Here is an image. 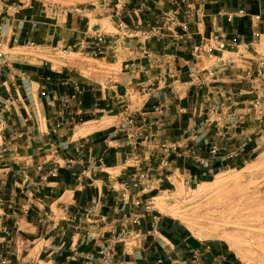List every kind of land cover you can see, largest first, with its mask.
<instances>
[{
	"label": "crops",
	"instance_id": "1",
	"mask_svg": "<svg viewBox=\"0 0 264 264\" xmlns=\"http://www.w3.org/2000/svg\"><path fill=\"white\" fill-rule=\"evenodd\" d=\"M175 1L97 0L68 8L43 0H0V226L10 232L13 264H98L89 262V256L114 241L134 212L121 198L128 173L148 160L158 164L148 168L161 180L155 171L164 159L148 141L150 134L170 128L180 138L192 125L191 113L179 114L181 108L190 111L193 102L195 88L187 71L212 61L201 54L196 63L193 47L216 33L238 47L264 35V0H211L193 13L187 32L177 28L178 36L165 33L144 42L140 30L153 25ZM50 6L60 11L53 13ZM115 8L139 38L123 49V78L110 91L76 82L44 64L2 58L4 47L20 43L66 46L87 28L102 29L100 22H90L94 12L97 21L113 23ZM239 10L243 13L227 21L226 14ZM143 49L162 62L147 58ZM121 87L124 95L118 93ZM62 99L67 100L63 112ZM19 130L24 135L12 140ZM39 164L45 171L56 166L57 175L41 179L33 172ZM24 170L31 172L29 177ZM38 235L43 240L38 260L27 254L20 258L18 244L37 241ZM3 236L0 232V242ZM132 236L135 242L129 246ZM221 241L199 240L172 218L147 213L125 233L124 243L115 245L114 261L154 264L161 259L170 264L171 258L192 264L196 251L203 264H246Z\"/></svg>",
	"mask_w": 264,
	"mask_h": 264
},
{
	"label": "rangeland",
	"instance_id": "2",
	"mask_svg": "<svg viewBox=\"0 0 264 264\" xmlns=\"http://www.w3.org/2000/svg\"><path fill=\"white\" fill-rule=\"evenodd\" d=\"M43 1L68 8L75 6L80 2L97 3V0ZM90 8H92V5ZM96 14L97 12H94L89 15L91 24L100 22L104 32L109 34L116 32L113 23H110L108 19L97 21L95 18ZM62 18L63 16L58 17L59 22H61ZM20 46L23 47L22 50L19 48ZM16 47L19 49L16 50ZM125 47L126 44L122 39L118 55L115 57L114 61L113 58L104 59L100 57H91L83 52H78L77 50L71 51L62 44L58 46L57 44H53L51 46L49 43L45 44L43 41H37L35 43H20L15 44L14 46L10 45V49L5 47L6 49H2L5 53L2 55V58L12 62V60H16L13 54L19 52V50L23 52L44 53L48 58L51 57L50 59L59 60L60 62L59 65L54 67L51 62L45 60L40 63L44 64L45 67H50L53 70L67 73L68 76L73 80H76V82H89L92 86L110 91L112 90L111 87L113 85L122 81L123 77L120 64L124 56L122 51ZM11 49H14L15 51ZM230 50L232 53H222L223 59L230 58L231 63L227 62L225 69L221 70L220 73H214V76L207 80V84L212 91L208 93V96L205 95L206 101L202 102L201 99L197 100V103H203V106L207 105V103L210 104L214 107L215 111L213 113L209 112L208 115L204 113L206 111H202V116L197 119V123L206 121L208 117L210 118L209 122L219 121V133L223 135L225 131L228 130L225 129L224 126L230 124L231 116L238 119L240 116H244L243 119L245 122L242 127L246 134L252 133L254 138L252 143H250V146L245 148L244 151H235L234 147H237L239 144L238 141H234L233 146H230L229 148L228 157L220 160L219 163L214 166L206 167L207 169H210V171H206L205 174H203L204 167L200 166L199 168L194 166L190 161L183 162L177 159L173 154H169L165 148L160 146L158 149V155L164 160L163 163L159 162L161 168L155 171V173H159L157 178L161 180L157 181L154 176H150V179L143 183L145 185V190L140 188L126 192H124V190L121 191L126 193V199L128 198L129 202L131 200V197L129 196L131 195H135L138 200H141L140 205L136 209H131L132 207L130 208L132 212L133 210L134 212H144L145 206L148 205V213L166 216L161 212V208H165L166 210L169 207L175 206L177 208L179 207V212L180 214L182 213L181 215L185 220L189 223L193 222L194 225L196 224L194 226L191 223L194 228L208 231L213 223L215 225L216 223L218 225H225L228 231H230V234H232L233 230V237L235 239L241 242L244 240V242H247L249 240V242L253 243L252 252L250 254L252 256L253 253L254 258H259L261 254L258 244H261L258 242H261L262 245L264 244V129L261 132H259L257 128L254 130L253 125L255 124L253 123V116L255 111L252 108V105H250V101L254 99V95L247 93L249 82L242 78V76H244L246 70L250 66L254 67L260 62H264V35H257L249 44ZM66 54L72 58L71 61L64 59ZM216 62L217 60L215 59L207 61L203 66H208L210 69L212 66H215L213 64H216ZM30 64L36 65L38 63ZM212 80L216 81L212 82ZM207 90L208 88L205 87L200 92L201 94H207ZM118 93L124 95L122 87L121 89L118 88ZM119 100H123V98L120 97ZM121 102L124 103V101ZM102 120H107V116L105 115ZM100 122L102 121L97 122V124ZM42 124L44 126L43 120ZM214 124L215 123H213V125ZM213 125L209 127L210 137H215L214 132L216 128H214ZM192 127L193 124L190 128ZM185 129H187V127ZM228 131L229 133H227L226 136L231 135L233 132L232 129H229ZM177 135L179 134L171 131L170 128H163L161 133L158 136L156 135L155 138L167 139L169 142H177L183 146L186 141L182 140L181 137L176 138ZM156 139L151 141L155 143ZM188 141H193L195 144V139L190 138ZM201 152L204 156L208 155L207 150L204 148L201 149ZM154 166L157 168L158 164L155 163ZM154 166L153 163L149 164V161L146 160L143 162V166L139 163L136 167H133V170L128 174L135 172L136 168L145 171L146 169H149L148 167L152 168ZM241 168L244 169L243 172L238 173L237 170ZM151 172H153V169H150V173ZM217 173H223L225 177L229 175V182L225 181L220 184L217 182L216 184L206 186V194H198L195 192L196 188L201 185V182L214 181L216 178L214 176H216ZM195 174L196 177L194 176ZM232 176H236L237 180L235 177L230 179ZM168 217L179 222L181 226L190 233L187 225L180 222V218ZM35 238H39V240H31L27 243L20 242L18 244L20 258L27 254L32 260H38L35 256L37 255L39 248L43 246V240L39 235ZM250 239L252 241H250ZM134 242L135 239L133 236L127 241L129 246L133 245ZM244 248L245 246H241L242 252H246ZM13 252L14 251L12 250V253ZM11 258H14V254L11 255ZM25 264L34 263H31L28 260L25 261ZM35 264H44V262H36ZM260 264H264V262Z\"/></svg>",
	"mask_w": 264,
	"mask_h": 264
},
{
	"label": "built area",
	"instance_id": "3",
	"mask_svg": "<svg viewBox=\"0 0 264 264\" xmlns=\"http://www.w3.org/2000/svg\"><path fill=\"white\" fill-rule=\"evenodd\" d=\"M208 1L211 0L175 1L174 6L168 10H164L156 18V22L153 25L147 27L144 30H140V38L145 42L152 38L160 39L165 33L178 36L177 28L187 32L189 19L193 16V13ZM50 9L53 11V13L60 11L59 8L54 6H50ZM237 13L241 14L243 13V10H239L236 13L226 14L227 21H232ZM112 16L115 17L113 24L116 30V32L113 34L104 32L100 27L87 28L85 31L76 36L73 42L64 47L71 51L77 50L78 52H83L87 56L91 57H100L104 59L114 58L118 55L122 39L127 45L138 36H136V33L131 30L120 18V10L118 8H115V10L112 11ZM235 48L237 49L238 46L230 44L226 39V35L219 33L202 38L201 42L193 47V56L196 63H198L199 56L201 54H204L210 60L215 59L217 62L216 64H213L215 66H212L210 69L208 66L201 65L187 71L188 78L195 89L192 95L193 102L189 107L190 111H188L186 108H181L179 111L180 115L191 113L193 127H188L185 129L183 135L181 136L182 140L186 141V143L181 146V144L177 142H169L167 139H156V134L152 133L148 138L149 141L156 139L154 143V149L158 150L161 146L162 148H165L169 154H173L177 157V159L183 162L190 161L194 166L199 168L200 166L204 167L203 174H205L206 171H210V169H207L206 167L214 166L219 163L220 160L228 157L229 148L230 146H233L234 141H238L239 144L237 147H234L235 151H244L245 148L249 147L250 143H252L254 140L253 134H246L244 128L242 127L245 122L243 119L244 116H240L239 119L231 116L230 124L224 126L225 129H232L233 132L229 136H226V134L229 133L228 130H226L223 135L219 133V121L209 122L210 118L208 117L206 121L197 123V119L201 118L202 116V111H206L204 112L206 115H208L209 112L213 113L215 111L214 107H212L207 102V105L203 106V103L198 104L197 100L201 99L202 102L206 101L205 95L208 96V93L212 91L207 84V80L212 78L214 73H220L221 70L225 69L227 62L231 63L230 58L223 59L222 52L232 53L230 49ZM143 53L152 61L162 62V58L158 55L150 53L145 49H143ZM177 72L180 74L181 69L177 70ZM242 78L249 82V89L247 93L254 95V99L250 101V105H252V108L255 111L253 116V123L255 124L253 125L254 130L257 128V130L261 132L264 129V62H260L254 67L250 66ZM214 81L216 80H212V82ZM205 87L208 88L207 94H201L200 91ZM80 91L81 89L77 88V93ZM70 98H75V95L71 96ZM61 104L63 107L61 112H63L64 108L67 106V100L62 99ZM69 122L73 124V118H69ZM213 123L215 124L213 125ZM211 125L216 128L214 132L215 137L209 136V127H211ZM23 135L24 132L19 130L16 131L11 136V138L12 140H16L21 138ZM190 138L195 139V144L193 141H188ZM203 148L207 150V156H204V154L201 152V149ZM33 172L40 174L41 179H46L48 176L55 177L57 175V167L53 166L48 171H45L44 165L39 164L33 168ZM23 174L26 177H29L31 172L24 170ZM150 176V169L141 171L136 168L135 172L131 173L128 178L122 182V190H124V192L140 188L145 190V185L143 183H145L144 181H148ZM194 176L196 177V174ZM29 191V188H24L25 193H28ZM124 192H122V198L127 200L125 203L136 209L140 205L141 200H138L135 195H131L129 196L131 197L129 202L128 198L125 199L126 193ZM148 212V205L145 206L144 212H133V214L129 216V221L123 228V231L119 233L117 238L112 242H106L100 246L98 250L89 256L88 261L98 264H115V245L119 242L124 243L125 233H127L132 227L138 225L141 219H143ZM0 232L4 234V240L0 242V244H4V247L0 249V264H13V260L11 258V255H13V248L11 246L10 232L3 226H0ZM169 261L170 264H177L176 260L174 259L169 258ZM190 261L192 264H203L200 254L196 251L192 253V258ZM161 263L162 260L158 259L154 264Z\"/></svg>",
	"mask_w": 264,
	"mask_h": 264
},
{
	"label": "bare ground",
	"instance_id": "4",
	"mask_svg": "<svg viewBox=\"0 0 264 264\" xmlns=\"http://www.w3.org/2000/svg\"><path fill=\"white\" fill-rule=\"evenodd\" d=\"M37 47H39V46H37ZM19 48H21V50H22L23 47L20 46ZM19 48H17L16 50H18ZM11 50L15 51L14 49H11ZM2 52H3V50H2ZM43 54H41V53H32V52H23V51L19 50V52H17V53L15 52L13 54V56H14V58L16 60L27 61L29 63H38V64H40V63H42V62H44L46 60V61L51 62L54 67L60 64L59 60L50 59L51 57L48 58L45 54L44 55ZM66 56H69V55L66 54ZM66 56L64 57L65 60H67V61H71L72 60V58L70 56L69 57H66ZM61 64H62V61H61ZM243 170L244 169L241 168V169L237 170V172L238 173H242ZM223 173H220V174L217 173L216 176H214V177H216L214 181L212 180V181H203V182H201V185H199V187L196 188L195 192H197L198 194H206V186H208V185L210 186V185L216 184L217 182L219 184L221 182H225V181L229 182V178H228L229 175L227 177H225V175ZM234 177L236 178V176H234ZM234 177L232 176V178H230V179H233ZM236 180H237V178H236ZM236 180H234V181H236ZM161 212H163L166 216H171L173 218H176V217L180 218L181 219L180 222L185 223L187 225L188 230L190 231L192 236L197 238V239H199V240H222V241L226 242L228 244L229 248L236 254V256L239 258V260L242 261L243 263H246V264H255V263L256 264H260V263L264 262V244L262 245L261 242H258V243L261 244V245L258 244V247L260 248V254L261 255L259 256V258H254L253 257V253H252V256L250 254L252 252L253 243L249 242V240L247 242H244L245 240L241 242V241L235 239L233 237L234 236L233 235L234 234L233 230H232V234H230V231H228V229H227V227L225 225H218L217 223L215 225L213 223L214 225L211 224V228L209 229L210 230L209 231L208 228H207L208 227L207 226L208 224H207L206 225L207 227L206 226L205 227L207 228L208 231H204L203 229L201 230V229L194 228L192 226V225H194L193 222H191L192 223V225H191V223H189L187 220H185V218L181 215L182 213L180 214V212H179V207L178 208L175 207V206L174 207H169L166 210H165V208H163V209L161 208ZM183 213H185V212H183ZM219 223H221V222H219ZM235 237H236V235H235ZM250 241H252V240L250 239ZM254 241H255V239H254ZM241 246H245L244 249H245L246 252H244V251L242 252L241 251ZM254 246H257V245H254Z\"/></svg>",
	"mask_w": 264,
	"mask_h": 264
}]
</instances>
